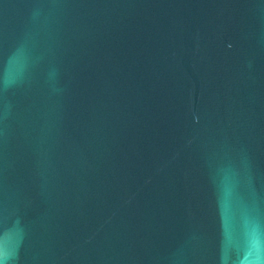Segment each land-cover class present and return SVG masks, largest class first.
<instances>
[{
  "label": "water",
  "instance_id": "obj_1",
  "mask_svg": "<svg viewBox=\"0 0 264 264\" xmlns=\"http://www.w3.org/2000/svg\"><path fill=\"white\" fill-rule=\"evenodd\" d=\"M0 264H264V0H0Z\"/></svg>",
  "mask_w": 264,
  "mask_h": 264
}]
</instances>
